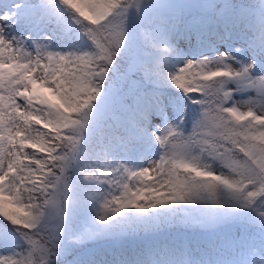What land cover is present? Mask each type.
I'll return each instance as SVG.
<instances>
[{
	"label": "snow or ice",
	"instance_id": "6c2138e0",
	"mask_svg": "<svg viewBox=\"0 0 264 264\" xmlns=\"http://www.w3.org/2000/svg\"><path fill=\"white\" fill-rule=\"evenodd\" d=\"M0 220V264H264V0H0Z\"/></svg>",
	"mask_w": 264,
	"mask_h": 264
},
{
	"label": "trees",
	"instance_id": "16d2710c",
	"mask_svg": "<svg viewBox=\"0 0 264 264\" xmlns=\"http://www.w3.org/2000/svg\"><path fill=\"white\" fill-rule=\"evenodd\" d=\"M246 1H247L248 3H249V1L252 2V3H255V2H256V0H246ZM175 2H178V1H175ZM175 2H173V3H175ZM165 3H170V1L165 2ZM159 11H160L161 14H163V13L166 12L165 9H161V10H159ZM68 37L71 38V43H70L69 46H72V45H76V46H78V45H80V40L77 39V35H76L75 32L69 30V31L66 33V35H65V40H67ZM61 47H63V45H62ZM58 50H60V49H58ZM189 126H190V125H189ZM4 223H5L4 221L0 220V224H4ZM170 231L172 232L170 235H172V236H176V235H177V233H176L177 230H176V229H171ZM240 231H241V229H240L239 227H237V228H236V232H237V234H239ZM168 235H169V234H168ZM179 235H181V234H179ZM192 235H193V237H195L196 235H200V236H202L201 233H197V232H191V233H189V236H192ZM181 236H182V235H181ZM191 238H192V237H191ZM139 239H141V238H137V240H136L135 242H138ZM93 251H94L95 253H97V252H102L103 249H102V248H101L100 250H98V249H97V250L94 249ZM100 254H101V253H100Z\"/></svg>",
	"mask_w": 264,
	"mask_h": 264
},
{
	"label": "rangeland",
	"instance_id": "374dc122",
	"mask_svg": "<svg viewBox=\"0 0 264 264\" xmlns=\"http://www.w3.org/2000/svg\"><path fill=\"white\" fill-rule=\"evenodd\" d=\"M168 1H170V3H173V2H175V1H178V0H164V2H168ZM182 44H180V47L184 50V52H185V54H186V56H187V58H194V57H196L197 55H199L200 53H199V51L196 49V48H190V47H185L184 46V43L185 42H181ZM234 43L235 44H237V46H239V42L238 41H234ZM224 45H221V50H224ZM182 62V61H181ZM237 99H239V97H237ZM169 233H165L164 235H168ZM170 235V234H169ZM202 238V242H204L205 241V237L203 236V237H201ZM198 241H201V240H199L198 239ZM195 242V241H194ZM135 243V242H134ZM98 249V250H100L101 248L99 247V246H96V245H91V246H89V249ZM100 253H102V252H97L96 254H100Z\"/></svg>",
	"mask_w": 264,
	"mask_h": 264
}]
</instances>
